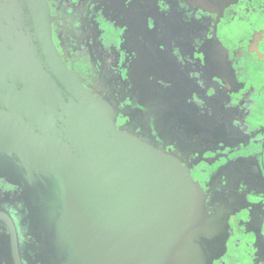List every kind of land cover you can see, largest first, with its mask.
<instances>
[{"label":"water","instance_id":"95a60500","mask_svg":"<svg viewBox=\"0 0 264 264\" xmlns=\"http://www.w3.org/2000/svg\"><path fill=\"white\" fill-rule=\"evenodd\" d=\"M134 121L67 68L47 0H0V187H16L22 206L14 216L0 191L10 264L22 263L24 237L31 264H215L226 255L229 210L146 132L126 130Z\"/></svg>","mask_w":264,"mask_h":264},{"label":"flooded vegetation","instance_id":"af4514ba","mask_svg":"<svg viewBox=\"0 0 264 264\" xmlns=\"http://www.w3.org/2000/svg\"><path fill=\"white\" fill-rule=\"evenodd\" d=\"M47 2L67 68L229 210L234 237L215 264H264V0ZM0 191L16 216L17 188L1 181ZM1 228L0 264H10ZM31 251L24 237L21 264Z\"/></svg>","mask_w":264,"mask_h":264}]
</instances>
